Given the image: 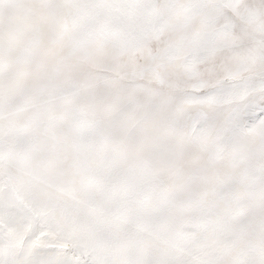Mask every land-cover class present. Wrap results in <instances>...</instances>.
Segmentation results:
<instances>
[{
    "label": "snow or ice",
    "instance_id": "1",
    "mask_svg": "<svg viewBox=\"0 0 264 264\" xmlns=\"http://www.w3.org/2000/svg\"><path fill=\"white\" fill-rule=\"evenodd\" d=\"M0 264H264V0H0Z\"/></svg>",
    "mask_w": 264,
    "mask_h": 264
}]
</instances>
